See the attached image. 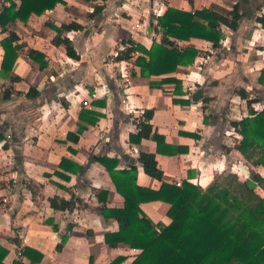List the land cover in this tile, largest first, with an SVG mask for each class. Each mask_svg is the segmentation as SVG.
Masks as SVG:
<instances>
[{"label":"crops","instance_id":"obj_1","mask_svg":"<svg viewBox=\"0 0 264 264\" xmlns=\"http://www.w3.org/2000/svg\"><path fill=\"white\" fill-rule=\"evenodd\" d=\"M9 2L0 0V8ZM234 4L245 14L236 30L221 26L224 36L219 47L194 38L173 40L178 46L192 45L198 50L191 65L142 77L134 62L138 52L129 60L112 59L116 50L125 46L121 39L129 37L145 48L159 42L162 33L157 17L168 7H205L226 14ZM95 5L103 9L91 18L88 13ZM262 13L264 0H65V4L32 15L27 23L9 22L6 30L18 35L17 43L22 47L9 76H0V96L6 87L12 91L9 99H0V133L9 143L8 149H3L0 142V261L111 264L123 257L119 264L131 263L139 249L124 243L111 247L104 241V234L117 231L118 223L105 217L102 208H120L124 199L96 160L98 156L117 159L116 169L135 165L136 184L155 190L161 181L143 171L137 160L140 150L155 153L163 180L177 185L187 180L205 189L219 173H237L241 155L235 143L239 134L231 122L248 115V99H256L251 104L255 110L264 103V80H258L264 67V29L255 21ZM71 20L83 26L66 33L79 60L67 57L51 43L54 31L45 25ZM4 34L0 31V39ZM29 48L45 54L44 69L28 57ZM2 56L0 47V64ZM13 75L20 80L11 81ZM168 77L179 84L164 80ZM29 86L40 92L37 98L25 97ZM198 88L202 95L193 100ZM240 89L247 94L246 99L238 95ZM94 100L104 104L94 105ZM81 108L102 115L91 125L80 120ZM147 109L151 110L152 130L166 143L186 147L185 152L165 155L156 152V142L150 138L129 140V134L138 132L136 124ZM79 124L85 129L78 140L67 139L66 134L76 133ZM90 156L95 160L87 166ZM54 196L65 200L73 196V203L64 210L53 209L48 199ZM139 206L154 223L170 222L169 203L155 200ZM14 237L20 251L10 240ZM62 238L65 240L58 250L56 245ZM25 247L33 250L29 257L20 255ZM36 254L41 255L40 261H36Z\"/></svg>","mask_w":264,"mask_h":264},{"label":"trees","instance_id":"obj_2","mask_svg":"<svg viewBox=\"0 0 264 264\" xmlns=\"http://www.w3.org/2000/svg\"><path fill=\"white\" fill-rule=\"evenodd\" d=\"M16 4L10 0L9 5L0 8V31L4 36L0 39L3 56L0 64V76L8 77L12 71L18 51L22 45L18 44V35L7 31L9 22L20 21L27 23L32 15H40L47 9H53L58 3L65 4V0H18ZM102 5H95L88 16L93 18L101 12ZM245 14L239 4H234L226 13H218L210 8L195 10H181L168 7L157 17V26L161 31L159 42L153 41L149 48L134 42L131 38L121 39L125 45L117 49L112 56L114 61L129 60L135 53V64L140 69V76L161 75L174 72L178 65H191L197 57L198 50L192 45L178 46L173 40L189 41L200 39L209 41L213 48L219 47L223 39L221 26L236 30L238 23ZM255 21L264 29V13L255 16ZM45 25L54 31L51 43L60 48L64 54L79 60L80 56L72 41L66 36L67 32L82 30L83 26L71 20L56 25L46 22ZM27 55L38 63L40 70L47 66L45 54L29 48ZM11 81H19L18 76H10ZM166 81L179 82L172 78ZM259 82L264 80V67L260 69ZM151 84V82H150ZM242 99L247 98L244 90L237 91ZM10 87L2 90L0 99L10 98ZM40 92L29 86L25 97L35 99ZM206 100V98H203ZM256 99H248V115L231 124L241 136L235 148L241 157L250 160L254 166L264 167V103L255 110L251 104ZM94 105L104 104L100 100L92 101ZM67 106V104H64ZM101 113L95 110L81 108L79 118L91 125L97 123ZM151 110L142 112V119L136 124L139 131L129 134V140L139 142L141 139H152L156 142V152L165 155H177L187 150L186 147L175 146L164 141V137L152 130L149 123ZM79 124L76 133L68 132L66 138L76 142L79 134L84 130ZM192 138H199L196 133L188 134ZM2 148L8 149L9 143L0 133ZM107 171L116 191L123 197L124 204L120 208L103 207V214L113 218L118 223V230L104 234V241L111 247L124 243L130 248L139 249L130 264H264V197L255 194L254 187L264 182L259 173L250 172L252 186L246 180L242 182L248 190L246 199L230 190L228 185L222 186L215 180L202 189L190 181L184 180L177 185L166 182L163 172L158 167L155 153L140 150L138 162L143 171L150 177L161 181L158 189L142 187L136 184V166L131 164L128 169H116L118 160L107 156L96 159ZM64 160L60 162L63 165ZM246 166V165H245ZM82 166H77L80 169ZM236 178V176H233ZM255 184V185H254ZM231 185V182H229ZM161 200L170 204L167 216L168 224L154 223L140 209V203ZM53 209L64 210L73 203V196L69 200L57 196L48 199ZM19 251V240L10 238ZM65 238L56 245L60 249ZM31 248H22L20 255L29 257ZM36 261L41 255L36 254ZM123 257L115 258L111 264H119ZM0 264H3L0 261ZM12 264H23L21 260H14Z\"/></svg>","mask_w":264,"mask_h":264},{"label":"rangeland","instance_id":"obj_3","mask_svg":"<svg viewBox=\"0 0 264 264\" xmlns=\"http://www.w3.org/2000/svg\"><path fill=\"white\" fill-rule=\"evenodd\" d=\"M96 1H99V0H96ZM72 11H74V10H72ZM260 103H261V105L258 104L256 106L258 107L260 105V107H261L262 102H260ZM238 138L240 139L241 136L239 135ZM236 143H235V145H236ZM237 162H238V168L236 169L237 173H235V171H233V170L223 171V173H219V175H216L214 180L218 184L220 183L222 186L224 185L227 187V185H228L229 189L233 190V193H235L237 195H242V197L246 199L247 197H245V196H247V194L250 192H249V189L248 190L244 189L245 186H244V184H242V182L244 180H246L247 181L246 183L249 184L248 186H252V180L250 179V177H251L250 172L252 171L254 173L255 172L259 173L262 177H264V167L263 166H254L251 164L250 160H246L241 156L239 158H237ZM245 165L247 167H245ZM239 166H241V167H239ZM241 169H242V172H241ZM233 176H236V178H233ZM229 182H231V185H229ZM253 192L255 194H257L259 197H264V182L260 186H255Z\"/></svg>","mask_w":264,"mask_h":264},{"label":"water","instance_id":"obj_4","mask_svg":"<svg viewBox=\"0 0 264 264\" xmlns=\"http://www.w3.org/2000/svg\"><path fill=\"white\" fill-rule=\"evenodd\" d=\"M148 32L150 33L151 32V27L150 28H148ZM202 92H203V90L201 89V88H198L197 90H195V92L193 93V95H192V99L193 100H199L200 99V97H201V95H202ZM95 160V157L94 156H90L89 158H88V160H87V166L91 163V162H93ZM86 166V167H87Z\"/></svg>","mask_w":264,"mask_h":264},{"label":"built area","instance_id":"obj_5","mask_svg":"<svg viewBox=\"0 0 264 264\" xmlns=\"http://www.w3.org/2000/svg\"><path fill=\"white\" fill-rule=\"evenodd\" d=\"M155 14L156 15H159L160 14V9H158V8H156L155 9ZM125 46H123L122 47V49L124 48ZM83 103V105H86V102H82ZM138 129V131H139V127L137 128ZM179 184V183H178ZM17 235L19 236V237H21L22 236V232H17Z\"/></svg>","mask_w":264,"mask_h":264}]
</instances>
